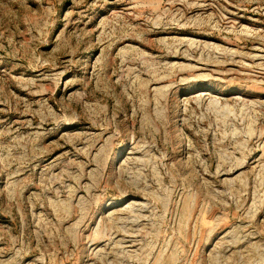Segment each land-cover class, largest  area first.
I'll list each match as a JSON object with an SVG mask.
<instances>
[{
	"label": "rangeland",
	"instance_id": "rangeland-1",
	"mask_svg": "<svg viewBox=\"0 0 264 264\" xmlns=\"http://www.w3.org/2000/svg\"><path fill=\"white\" fill-rule=\"evenodd\" d=\"M0 264H264V0H0Z\"/></svg>",
	"mask_w": 264,
	"mask_h": 264
}]
</instances>
